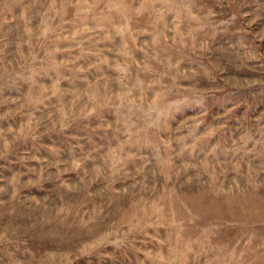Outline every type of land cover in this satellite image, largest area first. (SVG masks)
Returning <instances> with one entry per match:
<instances>
[{
	"label": "rangeland",
	"instance_id": "rangeland-1",
	"mask_svg": "<svg viewBox=\"0 0 264 264\" xmlns=\"http://www.w3.org/2000/svg\"><path fill=\"white\" fill-rule=\"evenodd\" d=\"M0 264H264V0H0Z\"/></svg>",
	"mask_w": 264,
	"mask_h": 264
}]
</instances>
